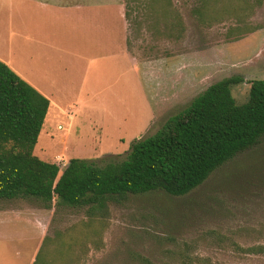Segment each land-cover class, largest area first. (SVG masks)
Returning <instances> with one entry per match:
<instances>
[{"label": "rangeland", "instance_id": "rangeland-1", "mask_svg": "<svg viewBox=\"0 0 264 264\" xmlns=\"http://www.w3.org/2000/svg\"><path fill=\"white\" fill-rule=\"evenodd\" d=\"M122 1L145 85L136 65L121 58L119 35L98 45L106 37L92 36L89 46L62 14L43 13L33 0H0V53L13 51L16 28L56 40L66 56L75 53L72 46L86 58L104 57V68L88 69L87 79L93 77L73 120L52 109L43 125L34 152L61 168L74 157L100 165L123 160L134 139L155 134L213 83L244 77L232 89L241 104L250 82L264 79V0H209L207 7L203 0ZM28 15H42L43 22L35 25ZM61 99L67 107L70 101ZM0 211L32 218L15 214L3 221L6 234L36 230L32 220L44 226L48 239L38 264H264V253L244 250L264 245V141L185 196L130 194L102 215L58 200L46 208L39 199L0 198ZM35 247V240L1 239L0 263L27 264Z\"/></svg>", "mask_w": 264, "mask_h": 264}, {"label": "trees", "instance_id": "trees-1", "mask_svg": "<svg viewBox=\"0 0 264 264\" xmlns=\"http://www.w3.org/2000/svg\"><path fill=\"white\" fill-rule=\"evenodd\" d=\"M244 81L234 75L213 83L155 134L134 139L123 160L100 165L74 157L61 168L34 152L50 100L0 60V198L39 199L46 208L58 200L102 215L130 194L185 196L264 141V79L251 81L239 104L232 89ZM244 250L261 254L264 245Z\"/></svg>", "mask_w": 264, "mask_h": 264}, {"label": "crops", "instance_id": "crops-1", "mask_svg": "<svg viewBox=\"0 0 264 264\" xmlns=\"http://www.w3.org/2000/svg\"><path fill=\"white\" fill-rule=\"evenodd\" d=\"M97 1L33 0L35 4L34 7H37L43 13L46 10V14H62V18L71 21L69 24L79 35H83L85 40L88 39L89 46L91 45L92 36L106 37L100 40L95 39L98 45L99 43L116 42V38L119 35L122 52L121 58L125 57L129 63L131 60V62L136 65L139 83L141 82V84L145 85L146 81L143 73V66L133 56L131 50L132 29L125 3L122 0H101L106 3L103 5L101 1L100 4L99 0ZM41 16L42 15L32 19L30 15H28V19L39 26L40 22H43ZM48 18L52 19L51 17ZM17 25H19V23H17ZM43 30V25H41L39 31ZM12 35L14 36L13 51L9 55L0 53V60L8 64L19 76L50 100L47 117L52 109H54V112H56V109H59L73 120V117L77 113L76 108L83 103V88L93 77L92 75L87 79L88 69L91 67H98V65L100 68H104V57L94 56L90 59L86 58L80 53L82 52L80 48L72 46L68 47V49L75 53L66 56V50L59 46L56 40L45 38L44 34L36 30H25L23 34L21 30L14 28ZM72 40L76 41L74 37ZM81 60H83V65L85 67L84 72H82ZM100 62L101 64H99ZM141 79L143 80L140 81ZM61 98L70 101L67 107L64 108L61 105ZM148 101H150V103L152 102L151 99H148ZM60 126L62 128H59ZM58 128L63 129L64 127L59 125ZM15 214H21L25 218L32 219L21 212L0 211V224L2 225L3 221H9ZM32 224L36 230L33 229L29 232L23 231L19 234L16 232L14 235L2 232V227H0V240L6 239L8 242H11L16 238V241H29L31 245L33 244V240L36 241L35 250H32L29 257L30 260H28L27 264L35 263L44 241L48 237L46 236L47 231L44 226L36 224L34 220H32ZM22 254L21 251L20 255ZM19 263H21V260Z\"/></svg>", "mask_w": 264, "mask_h": 264}, {"label": "built area", "instance_id": "built-area-1", "mask_svg": "<svg viewBox=\"0 0 264 264\" xmlns=\"http://www.w3.org/2000/svg\"><path fill=\"white\" fill-rule=\"evenodd\" d=\"M59 128H62L61 126ZM59 165V164H58ZM66 165V164H65Z\"/></svg>", "mask_w": 264, "mask_h": 264}]
</instances>
